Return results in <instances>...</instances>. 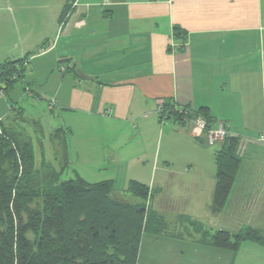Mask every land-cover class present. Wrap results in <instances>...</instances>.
Returning a JSON list of instances; mask_svg holds the SVG:
<instances>
[{"label":"crops","instance_id":"1","mask_svg":"<svg viewBox=\"0 0 264 264\" xmlns=\"http://www.w3.org/2000/svg\"><path fill=\"white\" fill-rule=\"evenodd\" d=\"M13 1L19 0L0 4ZM48 1L41 5L46 15L35 34L22 13L10 15L7 7L14 5L2 9L0 65L27 54H32L28 66L38 59L47 65L52 59L49 70L57 81L54 102L66 113L87 114L86 121L94 124L96 136L82 131V140L90 138L83 143L89 146V153L82 151L83 166L89 165L91 172L101 168L110 176L91 174L95 179H90L77 169L69 140L66 176L79 174L91 182L113 179L115 187L116 180L150 177L145 180L150 199L155 192L164 195L173 179L170 195L181 198L189 224L196 225L195 219L206 214L226 213L227 224L203 225V231L235 233L250 225L264 233V161L260 160L264 147L248 144L229 200L216 212L214 154L208 171L203 172L200 164L199 147L207 146L203 133L193 134L188 128L193 125L184 126L159 113L170 101L176 108L208 107L237 135L251 131L247 124H264V0H71L63 20L61 12L70 0ZM176 28L185 30V40L175 36ZM0 120L4 122L1 115ZM37 122L42 128L41 120ZM67 128L73 135L75 126L70 123ZM106 134L112 136L108 151L98 146ZM40 145L37 167L42 165L43 150L51 154ZM77 157L81 160L79 152ZM71 168L74 175L67 173ZM156 176L158 182L153 180ZM198 233V239L192 233L188 237L202 243L191 264H264L260 242L247 240L234 253L213 247L203 232Z\"/></svg>","mask_w":264,"mask_h":264},{"label":"trees","instance_id":"2","mask_svg":"<svg viewBox=\"0 0 264 264\" xmlns=\"http://www.w3.org/2000/svg\"><path fill=\"white\" fill-rule=\"evenodd\" d=\"M71 6L70 0L61 12V20ZM175 31L177 38H187L185 30ZM31 55L0 65V91L9 89L19 78L25 79ZM28 89L33 91L27 84L25 90ZM163 110L161 117L177 120L184 126L188 124L183 117L205 119L206 130L221 121L215 119L208 107L176 108L170 101L163 105ZM16 112L20 118L24 110L19 108ZM50 137L60 148L56 150L59 169L44 158L45 150L42 165L37 167L31 134L23 130L0 131V264H137L143 232L148 226L149 185L137 179L129 181L125 190L141 200L131 204L113 196V179L91 182L79 174L68 177L67 130L59 127ZM263 139L264 133L252 139L231 134L215 146L214 209L222 210L227 203L248 144L255 142L264 147ZM155 216L154 222L162 225V218ZM198 231L202 232L203 227ZM203 233L213 247L234 253L247 240L264 245L263 231L250 225L235 233L226 229Z\"/></svg>","mask_w":264,"mask_h":264},{"label":"rangeland","instance_id":"3","mask_svg":"<svg viewBox=\"0 0 264 264\" xmlns=\"http://www.w3.org/2000/svg\"><path fill=\"white\" fill-rule=\"evenodd\" d=\"M43 1L46 3L48 0H19L17 2L13 1L15 4L4 2L2 3L3 5L0 4V12L2 13V9H5L8 4H11L12 6L14 5L12 9H9L7 7L10 15L14 14L19 17V14L22 13L23 18L30 20L28 22L30 27L28 29L32 27L31 33L35 34L36 31L39 30L41 26L40 24H42L43 22L42 19L46 15L44 8L45 6H41L45 4L43 3ZM47 3H49V1ZM18 6L20 8H18ZM51 60L49 59V61H47V65L44 64V62L39 61V59L33 61L28 66V72L25 79H17L16 83L9 89H7L5 93H0V115L2 118H4V122H1L0 120V131H2L3 129L10 130L11 132H18V130H23L26 131L27 135L32 134V137L35 140V148L37 149V157H39L40 155L38 146L40 145L39 143H41L42 140L45 148H47L48 150V153H51L46 154L44 158L53 161L57 165L56 167L59 169L60 163L59 160L56 159L57 154L54 153L57 149L59 150L60 148L57 144H54L55 147H52L51 137L49 136L55 131V129L64 127L67 130L69 146L72 147L75 153V155L70 153V158H72L75 164L74 166H79V168L77 169L83 170L84 173L88 175V177H90V179H95L92 178L94 176H91V174L95 176L101 175L99 178L110 176L108 171L101 170L100 166H97L101 163H98L96 165L100 169H93L92 172L90 171L91 167L89 165H87L86 167L83 166L84 158L82 156V151L87 150V152L89 153L88 144L86 143L84 145L83 143L89 141L90 138L84 137V139L82 140V131L86 130L90 135L96 136L95 131H93L91 128L94 126V124H90L88 121H86L88 118L87 114L82 115L81 113L78 114L75 112L66 113L61 110L60 106L57 103L55 105H51L50 102L55 99L52 94H54V90L57 86V81L53 78V76H51V70H49V68H51V65H53ZM56 66L57 64L54 66V68H56ZM70 78L72 77L68 75L67 80ZM29 81L36 82V85L29 83ZM27 84L32 88L33 91H30V89H28V91L25 90ZM11 106H15L17 109L24 108V113L20 115V118L16 114L17 109L13 110ZM40 120L42 122L41 129L37 126V121ZM77 121H79V124ZM70 123L75 126L73 135L68 131L69 128H67L68 124ZM247 125L248 126L246 127H250L251 131L244 130V132L242 131V133L237 135V137L242 138V134H244L246 136H250L252 139L254 136L258 135L257 132L253 131V128L255 130H258V132H264V130H260V127L264 126L263 123L258 124V122H253L252 124ZM188 128L190 129V132L192 131L191 133L193 134L203 133L202 135H204L205 138L204 141L207 143L208 147L206 146V148L204 149L199 147L200 164L202 165L203 170H207L208 167L210 168V154L214 153L213 151L215 146H218L221 142H223V140L228 135H234L238 133V131H236L235 129L231 130L227 122L224 123V120L216 123L214 127L210 126L208 130H203L199 125L195 128L194 126ZM224 130L225 134H223ZM111 141L112 136L110 134H106L105 138L100 139L98 146L102 147L104 150H107L109 149L108 146L113 147ZM93 146L95 150H97L96 144H93ZM77 152H79L81 160H79V158L77 157ZM260 160L264 161V157H261ZM70 170L71 171L67 173L74 175V173H72V168ZM205 170L203 172H205ZM99 178H97V180H99ZM155 178L156 182H158L159 177H153V180H155ZM137 179L145 182V180H149L150 177ZM129 180L130 179L116 180L117 185L114 189L115 191L113 192V196L118 198L120 201H125L131 204L140 202L141 200L137 199L134 195L125 190ZM171 183H175L173 179ZM171 183L165 190L164 195L157 194L155 192L153 198L148 200V205L150 208L149 212L146 215L148 226L143 232L144 235L141 241V249L139 252V256H141L139 261L140 264H169V262H173V264H191L193 260L192 257L195 256L193 252L197 250L202 243L201 241H192L194 239L190 240L188 238L189 235L192 233V235L197 238V235H199L198 229L200 228V226L204 225L205 228H216L218 226L227 224L230 220L228 219V215L226 213L217 216H210L206 214V216L200 218L201 220L195 219L197 221L196 225L194 223L189 224L188 221H186L187 217H183L184 214L187 215V209L182 205L183 202L181 201V198L176 199L175 196L170 195L171 192L173 193V188L170 187L172 185ZM215 211L217 212L221 210ZM156 214L158 215V217L161 216L162 220L159 219V222L162 225H159L158 222H154ZM216 224L222 225L217 226ZM241 224L243 223H238L237 225H235V228H239Z\"/></svg>","mask_w":264,"mask_h":264},{"label":"built area","instance_id":"4","mask_svg":"<svg viewBox=\"0 0 264 264\" xmlns=\"http://www.w3.org/2000/svg\"><path fill=\"white\" fill-rule=\"evenodd\" d=\"M51 103V105H55L56 103L54 102V100L53 101H51L50 102ZM163 106H161L160 108H159V113L160 114H163ZM184 118V120H185V122L187 121V124L188 125H193L194 127H197L198 125L199 126H201V128L203 129V130H206V128H207V122H206V120L205 119H202V118H197V119H189L188 117H183ZM222 128V127H221ZM223 134H225V130H224V132H223ZM264 140V139H263Z\"/></svg>","mask_w":264,"mask_h":264}]
</instances>
